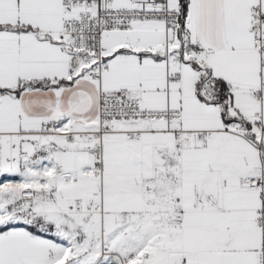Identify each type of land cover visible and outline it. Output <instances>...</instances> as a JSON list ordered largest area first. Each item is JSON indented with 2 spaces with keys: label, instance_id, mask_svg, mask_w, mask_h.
I'll list each match as a JSON object with an SVG mask.
<instances>
[{
  "label": "snow or ice",
  "instance_id": "1",
  "mask_svg": "<svg viewBox=\"0 0 264 264\" xmlns=\"http://www.w3.org/2000/svg\"><path fill=\"white\" fill-rule=\"evenodd\" d=\"M0 264H264V0H0Z\"/></svg>",
  "mask_w": 264,
  "mask_h": 264
}]
</instances>
